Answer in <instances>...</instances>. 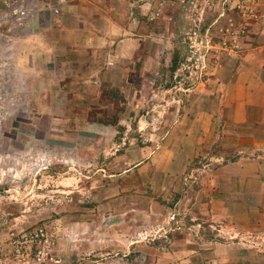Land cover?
<instances>
[{
	"label": "rangeland",
	"instance_id": "rangeland-1",
	"mask_svg": "<svg viewBox=\"0 0 264 264\" xmlns=\"http://www.w3.org/2000/svg\"><path fill=\"white\" fill-rule=\"evenodd\" d=\"M187 1L184 9L176 1L159 8L154 18L166 36L164 21L171 22L169 48L155 54L168 65L158 77L165 76L172 95L190 94L219 79L227 62L235 80L264 51V0ZM50 3L28 0L32 13L26 26L0 25V59L13 62L0 78V88L10 94L7 117L0 108V264H221L209 258V250L204 256L190 254L193 259L178 257L200 251L187 243L180 222L192 221L186 207H208L196 194L197 176L215 174L214 156L232 158L236 148L226 149L221 141L207 148L191 163L186 179L174 180L169 191L159 188V178L129 172L134 164L125 162L129 152L118 142L127 138L129 145L133 136L140 145L143 137L115 125L118 114L105 104L91 109L87 99L66 100L63 92L52 99ZM28 51H43L42 59L32 64ZM137 70L132 80L140 84ZM112 99L117 105L122 98L114 94ZM105 124L116 131H104ZM258 187L260 192L257 183L245 196L253 207L263 204ZM207 192L200 194L214 196ZM252 220V233L221 232L224 240L236 243L227 264H242L246 247L255 264L264 251V226L256 228L261 216L255 213Z\"/></svg>",
	"mask_w": 264,
	"mask_h": 264
},
{
	"label": "crops",
	"instance_id": "crops-1",
	"mask_svg": "<svg viewBox=\"0 0 264 264\" xmlns=\"http://www.w3.org/2000/svg\"><path fill=\"white\" fill-rule=\"evenodd\" d=\"M173 1L183 9L190 3L67 0L62 4L59 15L52 13V51H48L52 99L63 92V99H87L91 109L105 104L110 112L115 111V125L123 126L126 134L133 131L143 137L140 145L133 136L129 145L124 142L127 138L118 142L129 152L125 162L134 164L129 172H143L146 180L159 178V188L168 191L174 180L189 175L191 163L207 148L220 141L226 149L235 147L232 158L227 153L214 156L215 174L197 176L196 194L207 201L208 207L203 203L201 207H186L192 221L180 222L187 243L199 246L200 251L180 252L178 257L193 259L190 254L204 256L209 250V258L227 264L234 259L231 249L236 243L224 240L221 232L252 233L249 227L255 213L261 216L256 228L264 226V200L257 207L251 206L249 199L245 201L249 188L257 183L261 184L257 198H264V51H259L257 60L249 59L248 67L243 66L235 80L232 63L227 62L219 79L209 80L208 85L190 94L172 95V88L164 85L165 76L158 77L168 65L157 60L155 54L168 50L171 22L164 21L169 27L166 36L159 29L161 21L154 18L159 8L171 7ZM156 42L162 45L157 48ZM28 52L32 64L42 59L43 51ZM137 69L141 72L140 84L132 80L137 78ZM144 88H148L147 94ZM114 94L122 98L117 105ZM94 122L88 125L95 126ZM115 125L105 124L103 130L116 131ZM204 189L209 191L208 196L214 191V196L204 198L200 194ZM207 229H212L213 235H205ZM246 248L240 261L255 264ZM262 260L261 250L256 264H262Z\"/></svg>",
	"mask_w": 264,
	"mask_h": 264
},
{
	"label": "built area",
	"instance_id": "built-area-1",
	"mask_svg": "<svg viewBox=\"0 0 264 264\" xmlns=\"http://www.w3.org/2000/svg\"><path fill=\"white\" fill-rule=\"evenodd\" d=\"M67 0H51L49 4L51 6L52 13L55 15L60 14L61 5L65 4ZM0 10L3 11L0 18V25L10 27L13 30L26 26L29 17L32 13L29 9L28 0H0ZM2 51H0L1 54ZM13 65V62H4L0 59V78L3 77V69L7 66ZM10 94L6 88H0V108L3 109L1 112L7 117L8 112L6 111L9 107L8 100ZM14 100H18L13 96ZM15 103H12L10 107H14Z\"/></svg>",
	"mask_w": 264,
	"mask_h": 264
}]
</instances>
